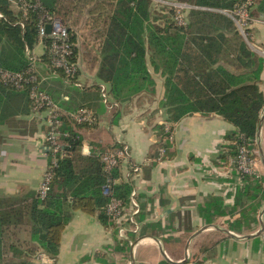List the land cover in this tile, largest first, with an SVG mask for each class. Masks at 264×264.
<instances>
[{
	"label": "trees",
	"instance_id": "16d2710c",
	"mask_svg": "<svg viewBox=\"0 0 264 264\" xmlns=\"http://www.w3.org/2000/svg\"><path fill=\"white\" fill-rule=\"evenodd\" d=\"M164 1L199 9L186 12L188 23L179 26L175 8L154 0H0L4 16L0 19V71L27 73L34 67L38 89L66 114L61 127L65 149L53 170L46 197L0 195V264H9L14 258H19V264H32L27 259L40 255L54 260L77 211L113 229L118 252L129 249L117 238L116 222L107 214L112 197L128 206L133 191L130 183L121 182L120 166L108 173L101 161L103 153L117 146L95 145L91 155L82 152L83 132L98 127L101 106L105 107L101 86L80 88L67 83L63 71L53 66L49 39L44 40L43 56L30 60L27 55V49L32 52L40 44L38 23L44 13L59 18L69 32L71 60L79 67L74 82H78V75H95L109 85L114 101L126 103L144 93L155 96L159 75L164 79L162 107L168 122L177 123L194 114H217L234 127L226 136L230 145L220 157L225 165L235 160L243 142H256L264 107L260 88L264 59L250 49L235 22L220 12L234 11L246 0ZM250 18L264 19V0H254ZM251 29L245 30L249 41ZM31 86L27 83L22 89L13 88L0 75L1 118L33 111ZM82 109L93 112L97 124H78L71 119V114ZM107 187L112 196L104 194ZM260 194L264 196V178L245 176L231 215ZM248 209L249 205L242 215Z\"/></svg>",
	"mask_w": 264,
	"mask_h": 264
},
{
	"label": "crops",
	"instance_id": "0c3cea01",
	"mask_svg": "<svg viewBox=\"0 0 264 264\" xmlns=\"http://www.w3.org/2000/svg\"><path fill=\"white\" fill-rule=\"evenodd\" d=\"M260 20L250 26V41L245 38L257 54L264 51V19ZM37 47L29 51L35 59L43 56H37ZM78 82L80 88L91 84L109 88L87 73L78 75ZM156 82L155 96L138 95L120 103L114 112L101 106L98 127L83 132L84 155H91L95 145L129 146L130 158L121 161L119 170L121 182L130 183L136 193L140 233L120 239L129 249L118 252L113 229L77 211L63 233L58 256L48 259V264H133V260L135 264H264V196L230 213L244 187L237 185L233 160L225 165L220 159L234 127L217 114L168 122L162 107L164 79L157 75ZM260 88L264 94V82ZM20 113L0 117V195L38 194L51 162L46 115L32 110ZM261 119L254 155L260 179L264 178V116ZM163 148L166 152L161 156ZM248 205L253 211L242 215ZM19 261L14 258L9 264Z\"/></svg>",
	"mask_w": 264,
	"mask_h": 264
},
{
	"label": "built area",
	"instance_id": "2783aa9c",
	"mask_svg": "<svg viewBox=\"0 0 264 264\" xmlns=\"http://www.w3.org/2000/svg\"><path fill=\"white\" fill-rule=\"evenodd\" d=\"M176 10V22L179 26H186L188 23L187 13L192 9H199L188 4L173 3L169 4ZM254 5V0H246L245 2L237 5L234 11H220L225 15L229 16L236 24L241 34L247 39L245 30L249 28L254 21L250 18L251 8ZM22 10L24 15H27V6L23 4ZM36 7H39L38 4ZM203 10H209L203 8ZM215 11V10H214ZM4 16L0 13V19ZM47 25L51 26V34L46 33ZM22 27L24 25L22 24ZM38 32L40 43L44 45V40L49 39V50L53 57V66L56 69L62 70L66 76V82L74 84L77 87H81L79 82H74L78 74V65L72 62L71 58L73 55L72 44L69 36V32L59 18L53 17L50 14L44 13L38 23ZM258 54L264 58V51L257 50ZM30 60H35L34 56H31L27 49ZM34 67H32L27 73H12L8 71H0L2 81L16 89H22L25 84L31 83L30 98L33 100V112L36 114L44 113L47 117L51 131L46 137V149L50 153L51 162L46 169L43 182L40 186L38 194L41 198H45L49 189L50 184L54 177V168L57 167L60 154L65 149L62 137L64 136L61 132L63 125V118L66 114L62 111L59 105L46 93L41 92L38 89L37 76L32 74ZM101 99L105 108L109 112H114L120 106V103L114 101L111 97L109 88L106 85H101ZM264 116V107L261 110V117ZM71 119L78 124H97V117L93 112L82 109L79 112L70 115ZM243 142L242 146L238 148V154L232 162L234 171L237 174V185H244L245 176H256V167L254 155L256 149L253 148L257 144H247ZM166 150L163 148L160 150V155L163 156ZM130 158V148L126 144L118 145L114 150L103 153L101 155V161L104 165L106 172L110 173L114 169L120 166L122 160H128ZM106 196H112V191L107 187L104 191ZM107 214L116 222L117 236L119 239L127 240L128 234H139L140 223L138 216L140 214L139 204L136 200V193L132 192L129 197V205L126 206L124 201L112 197L107 206ZM33 264H48V258L44 255L38 256Z\"/></svg>",
	"mask_w": 264,
	"mask_h": 264
},
{
	"label": "rangeland",
	"instance_id": "374dc122",
	"mask_svg": "<svg viewBox=\"0 0 264 264\" xmlns=\"http://www.w3.org/2000/svg\"><path fill=\"white\" fill-rule=\"evenodd\" d=\"M157 1L158 3H161L163 6H170L169 4L175 3V1H164V0H154ZM229 17V16H228ZM37 56H41L44 53V47L40 44L38 45L36 49ZM15 261H18V259H15Z\"/></svg>",
	"mask_w": 264,
	"mask_h": 264
},
{
	"label": "water",
	"instance_id": "95a60500",
	"mask_svg": "<svg viewBox=\"0 0 264 264\" xmlns=\"http://www.w3.org/2000/svg\"><path fill=\"white\" fill-rule=\"evenodd\" d=\"M46 33L47 34H51V26L50 25H47V27H46ZM261 122H262V119H261ZM260 125H259V129H261V126ZM133 264H135V261L134 260H133Z\"/></svg>",
	"mask_w": 264,
	"mask_h": 264
}]
</instances>
